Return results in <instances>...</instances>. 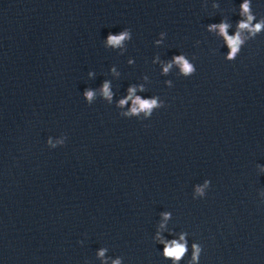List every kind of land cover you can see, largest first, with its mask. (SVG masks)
<instances>
[{"label": "clouds", "instance_id": "1", "mask_svg": "<svg viewBox=\"0 0 264 264\" xmlns=\"http://www.w3.org/2000/svg\"><path fill=\"white\" fill-rule=\"evenodd\" d=\"M240 19L237 22V30L234 35L228 34V29L231 27L229 23L226 21H221L219 24H210L209 31H218L219 35L224 38L226 45L229 49V52L226 56L228 60H234L236 56L240 53L242 45L245 43V37L242 35L244 32L248 33L250 38H255L261 31H264V18L257 20L255 14L252 11V3L251 0H244V2L240 5ZM253 21H256L253 23ZM129 30H124L120 32L118 35H113L109 33L107 37V44L113 48L121 47L123 42L129 39ZM159 43V41H157ZM173 63L178 65L184 75H189L195 71L192 64L185 59L184 55H177L173 58ZM172 67V63L167 64L163 71L167 73L169 69ZM136 89L130 87L128 89V96L125 99L119 101V106L125 105L128 100H132L133 106L130 109V112L125 113V115H134L140 112H144L145 115H150L152 109L157 107L156 99H141L138 96H134ZM102 95L111 100L112 92L110 91L109 83L105 82L101 89ZM84 96L87 98L89 102L92 101L94 97V92L91 90H86L84 92ZM67 137H63L53 143L52 138L49 137L47 140V144L51 146V148L55 149L57 146H63L66 142ZM210 181L205 180L203 186L196 187V193L198 195L204 194V188L209 185ZM163 218L160 229L165 227V223L170 219L171 213L170 212H163L161 213ZM186 233H181L179 239H171L166 240L164 239L160 231L156 233V240L163 245L162 254L166 259H170L172 264H179V262L185 257L186 253L188 252L187 247V240H186ZM192 255L191 259L188 261V264H198L200 254H201V246L199 244L193 243L192 244ZM106 249H101L98 253L99 257L103 258L105 255ZM113 264H121L120 260L117 259L113 261Z\"/></svg>", "mask_w": 264, "mask_h": 264}]
</instances>
